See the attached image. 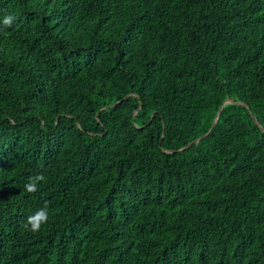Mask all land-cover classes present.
<instances>
[{
    "label": "trees",
    "instance_id": "trees-1",
    "mask_svg": "<svg viewBox=\"0 0 264 264\" xmlns=\"http://www.w3.org/2000/svg\"><path fill=\"white\" fill-rule=\"evenodd\" d=\"M0 264H264V0H0Z\"/></svg>",
    "mask_w": 264,
    "mask_h": 264
},
{
    "label": "clouds",
    "instance_id": "clouds-1",
    "mask_svg": "<svg viewBox=\"0 0 264 264\" xmlns=\"http://www.w3.org/2000/svg\"><path fill=\"white\" fill-rule=\"evenodd\" d=\"M13 19L14 17L11 15L6 16L4 19V24L6 26H11ZM41 181L46 182V177L42 174L29 177L27 183L24 186L25 191L28 193H36L39 190L38 184ZM48 220L49 212L47 205H45L43 208L38 209L35 213L27 217L26 226L33 233H38L42 226L47 224Z\"/></svg>",
    "mask_w": 264,
    "mask_h": 264
},
{
    "label": "water",
    "instance_id": "water-1",
    "mask_svg": "<svg viewBox=\"0 0 264 264\" xmlns=\"http://www.w3.org/2000/svg\"><path fill=\"white\" fill-rule=\"evenodd\" d=\"M228 103H237V104L245 105V104L240 103V102H234L233 100H230V99L226 100V101L223 103L221 109L219 110L218 115H217V118H216V120H215V122H214V124H213V126H212V128H211V130L209 131V133H210V132L214 129V127L216 126L217 121L219 120V116H220V113H221L223 107H224L226 104H228ZM245 106L248 107V105H245ZM209 133H207L206 135H204V136L200 137L199 139L193 141L191 144H189V145H188L187 147H185V148H188V147L192 146L193 144H196V143L202 141L204 138H206V137L209 135Z\"/></svg>",
    "mask_w": 264,
    "mask_h": 264
}]
</instances>
